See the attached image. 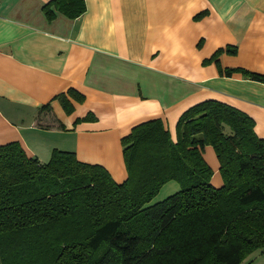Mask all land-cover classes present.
<instances>
[{
	"label": "trees",
	"instance_id": "trees-1",
	"mask_svg": "<svg viewBox=\"0 0 264 264\" xmlns=\"http://www.w3.org/2000/svg\"><path fill=\"white\" fill-rule=\"evenodd\" d=\"M43 10L49 20L58 13L75 19L86 2L50 0ZM223 50L208 60L218 63ZM220 71L264 82L248 69ZM55 98L68 114L74 100H85L72 87ZM92 120L89 112L75 123ZM121 144L122 182L73 151L55 148L42 162L17 141L0 145V264H240L264 249V139L250 115L206 99L182 112L175 138L153 118ZM205 146L218 157L219 187ZM171 181L180 189L152 202Z\"/></svg>",
	"mask_w": 264,
	"mask_h": 264
},
{
	"label": "crops",
	"instance_id": "crops-1",
	"mask_svg": "<svg viewBox=\"0 0 264 264\" xmlns=\"http://www.w3.org/2000/svg\"><path fill=\"white\" fill-rule=\"evenodd\" d=\"M49 1L0 0V145L17 141L42 162L73 151L122 182L134 125L161 118L175 138L182 112L206 99L250 115L264 139V82L220 71L264 75V0H85L78 18L52 20ZM71 87L85 100L68 114L55 97ZM89 112L96 120L75 123ZM212 148L203 155L217 171Z\"/></svg>",
	"mask_w": 264,
	"mask_h": 264
},
{
	"label": "rangeland",
	"instance_id": "rangeland-1",
	"mask_svg": "<svg viewBox=\"0 0 264 264\" xmlns=\"http://www.w3.org/2000/svg\"><path fill=\"white\" fill-rule=\"evenodd\" d=\"M172 138H173V136H172ZM208 154L209 153H207V157H205V159L210 164L211 161H210V159H208L209 158ZM215 157H216V160L219 161L216 153H215ZM212 169H213V175H212V179H211V184L215 187H219L223 184V179H222L220 170L218 169L217 171H215L213 167H212ZM220 178H221V184L216 185L213 181H216L217 179H220ZM179 189H180V186L176 182H174V181L168 182L160 189V191L155 196V198L152 200V202L162 200V199L166 198L167 196L173 194L174 192H176ZM240 264H264V249H257L255 251H252L251 253L245 255Z\"/></svg>",
	"mask_w": 264,
	"mask_h": 264
}]
</instances>
